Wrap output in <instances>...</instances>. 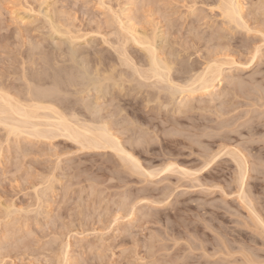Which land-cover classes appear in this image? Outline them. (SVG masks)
Here are the masks:
<instances>
[{"label": "rangeland", "instance_id": "374dc122", "mask_svg": "<svg viewBox=\"0 0 264 264\" xmlns=\"http://www.w3.org/2000/svg\"><path fill=\"white\" fill-rule=\"evenodd\" d=\"M219 3L0 0V88L48 94L143 168L0 125V264H264V54L251 60L264 0H245L246 27L225 23ZM122 25L153 38L171 69L150 76ZM213 58L235 61L222 84L188 92ZM232 150L245 163L240 191Z\"/></svg>", "mask_w": 264, "mask_h": 264}, {"label": "bare ground", "instance_id": "6f19581e", "mask_svg": "<svg viewBox=\"0 0 264 264\" xmlns=\"http://www.w3.org/2000/svg\"><path fill=\"white\" fill-rule=\"evenodd\" d=\"M232 4L237 5L235 10L230 7V5ZM244 5L245 0H220L218 8L220 9L221 16L224 22L229 24L230 26L233 25L235 27H246L245 22L242 21ZM125 17L128 20H131L129 15H126ZM122 27L129 35L127 38L125 37L127 41H132L142 46L147 51L149 59L148 70L151 73L150 76H162L164 73L168 72L171 69L170 65L167 62L158 60L157 53L152 47L153 38L150 39L146 35L137 32L135 27H133L132 25H122ZM246 30H248V28ZM54 31L58 32L55 28ZM258 50V47L254 48V51L252 50L251 53L253 54L251 56V60L256 57ZM233 63H235L233 58H227L224 60L213 58L208 60L204 68L189 81L188 86L193 87L192 89H189V91H187L190 93L194 91L209 93L216 86L221 85L223 79H225L224 77L226 76V74H224V71L226 69L223 66L231 65ZM113 71L114 68L111 70V73L104 75V79H108L110 75H112ZM96 72H98V69H96ZM232 77L230 78L229 82L233 83L234 79ZM184 88L181 90V93H184ZM29 94L30 97L28 98V100H21L20 98L11 95L8 91L0 88V125H3L8 133H25L33 137L46 138L63 136L67 139H70L71 141L76 142L80 145L81 148L113 150L115 153L120 155L126 163H129L131 165L132 170L133 168L134 170H140L142 168L139 164L138 159L135 158V156L131 152H127L122 146H120L117 140L118 138L115 135L111 134L106 128H103L101 126H93L92 124L86 123L78 124L76 121L70 120L60 110H58V108H56V106L54 105L56 103L54 98L49 97V95L44 92L37 96L31 94V92ZM134 152L135 151L133 149V153ZM233 152L228 153L232 155V160L234 159L233 161L237 166V185H239V189L237 188V190L240 191V187H242V184L244 183L243 180L245 179L246 174V169L244 167L245 163L244 160L242 161V157L237 156V152H234L236 153V155ZM209 162H211L210 159L206 163L208 164ZM206 163L204 162V166L202 165V168L206 167ZM173 166L174 163L170 162L165 164L162 169L170 170L173 168ZM180 168L183 173H189L188 170H184V168L182 167ZM162 169H160V171ZM144 171H147V175L153 174L152 170L150 171L145 169ZM141 174L143 173L141 172ZM241 191L242 192H240V194L238 195L242 198L243 202H245L246 204L248 202L249 205V200L243 197L245 195L244 191ZM243 193L244 195H242ZM64 258H67V256Z\"/></svg>", "mask_w": 264, "mask_h": 264}, {"label": "snow or ice", "instance_id": "6c2138e0", "mask_svg": "<svg viewBox=\"0 0 264 264\" xmlns=\"http://www.w3.org/2000/svg\"><path fill=\"white\" fill-rule=\"evenodd\" d=\"M230 7H231L233 10H235V9H236V7H237V5H235V4H232V5H230ZM258 51H260V52H261V54H264V47H262V49H259Z\"/></svg>", "mask_w": 264, "mask_h": 264}]
</instances>
